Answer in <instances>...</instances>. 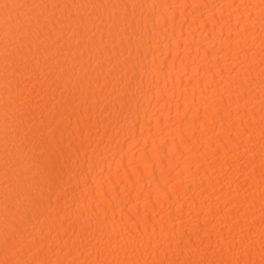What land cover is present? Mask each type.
Wrapping results in <instances>:
<instances>
[{
  "label": "bare ground",
  "instance_id": "1",
  "mask_svg": "<svg viewBox=\"0 0 264 264\" xmlns=\"http://www.w3.org/2000/svg\"><path fill=\"white\" fill-rule=\"evenodd\" d=\"M264 264V0H0V264Z\"/></svg>",
  "mask_w": 264,
  "mask_h": 264
},
{
  "label": "snow or ice",
  "instance_id": "2",
  "mask_svg": "<svg viewBox=\"0 0 264 264\" xmlns=\"http://www.w3.org/2000/svg\"><path fill=\"white\" fill-rule=\"evenodd\" d=\"M6 264H7V262H6Z\"/></svg>",
  "mask_w": 264,
  "mask_h": 264
}]
</instances>
